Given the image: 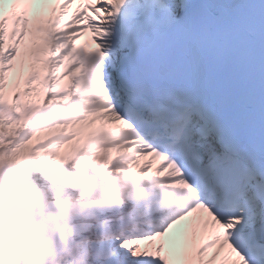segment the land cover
Wrapping results in <instances>:
<instances>
[{
  "label": "snow or ice",
  "instance_id": "1",
  "mask_svg": "<svg viewBox=\"0 0 264 264\" xmlns=\"http://www.w3.org/2000/svg\"><path fill=\"white\" fill-rule=\"evenodd\" d=\"M6 169L60 193L53 264H264V0H0Z\"/></svg>",
  "mask_w": 264,
  "mask_h": 264
},
{
  "label": "bare ground",
  "instance_id": "2",
  "mask_svg": "<svg viewBox=\"0 0 264 264\" xmlns=\"http://www.w3.org/2000/svg\"><path fill=\"white\" fill-rule=\"evenodd\" d=\"M55 133H45V136H51ZM62 152H67L66 146L62 149ZM30 176L32 174L14 172L12 169H8V172L1 174L0 171V208L9 209L11 206H16L23 209H34L38 214V223L28 225L27 231L30 233L38 232L39 229H46L51 226H58L66 224L67 218L64 212L58 209L55 205L49 203L35 202L32 199L22 198V195L18 194L19 182H10V176Z\"/></svg>",
  "mask_w": 264,
  "mask_h": 264
}]
</instances>
